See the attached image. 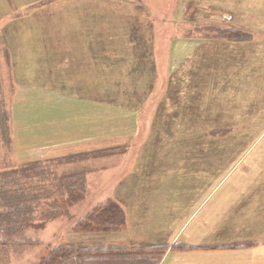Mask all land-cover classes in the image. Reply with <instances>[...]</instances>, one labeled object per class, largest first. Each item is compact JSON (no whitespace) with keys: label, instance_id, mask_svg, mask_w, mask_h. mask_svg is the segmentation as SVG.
Instances as JSON below:
<instances>
[{"label":"rangeland","instance_id":"rangeland-1","mask_svg":"<svg viewBox=\"0 0 264 264\" xmlns=\"http://www.w3.org/2000/svg\"><path fill=\"white\" fill-rule=\"evenodd\" d=\"M76 2L37 0L22 6L21 20L3 22L0 97L10 147L0 160L19 166L122 147L47 165L51 178L84 169L85 192L74 201L37 199L35 223L55 215L27 231L31 246L0 252V264H37L58 245L141 246L176 233L179 243L208 246L264 239V0H101L100 31L68 42L101 46L111 66L102 70L101 104L68 85L27 82L21 62L11 66L27 54L14 52L19 45L65 43L43 34L62 26L54 13L78 12ZM220 30L238 39L216 37ZM107 198L121 205L123 229L73 231Z\"/></svg>","mask_w":264,"mask_h":264},{"label":"trees","instance_id":"trees-1","mask_svg":"<svg viewBox=\"0 0 264 264\" xmlns=\"http://www.w3.org/2000/svg\"><path fill=\"white\" fill-rule=\"evenodd\" d=\"M234 33L232 30H220L215 36L220 39H238V34ZM8 120V113L3 109L0 97V156L7 153L10 147ZM120 147L122 145L91 154H70L59 158L29 161L19 166L0 160V252L31 246L34 240L27 237V231L42 226L44 220L55 215L54 211L48 212L41 216L38 224L35 223L38 220L37 199L45 197L48 200L53 198V202L65 199L74 201L83 196L86 189L84 169L63 171L57 178L56 176L51 178L52 171L47 165L83 159L89 155L117 153ZM39 189L44 190V193ZM125 223V213L121 205L118 201L107 198L79 218L73 226V231L79 233L119 231L124 228ZM246 245L237 243L228 247ZM167 248V244L141 246L66 244L50 249L37 264H159ZM172 248L182 250L192 247L177 244Z\"/></svg>","mask_w":264,"mask_h":264},{"label":"crops","instance_id":"crops-1","mask_svg":"<svg viewBox=\"0 0 264 264\" xmlns=\"http://www.w3.org/2000/svg\"><path fill=\"white\" fill-rule=\"evenodd\" d=\"M3 6V12L0 15L1 27H5L7 24H3L4 21H11L12 19L21 20L22 6L34 3L37 0H1ZM81 2V3H80ZM70 4L75 5V2L63 3V7ZM81 8L78 12H56L57 21L63 22L62 26H56L50 24L51 33L47 29L44 36L52 38L63 36L64 42L62 44H25L17 46L14 52L17 54H23L18 58L14 57V61L11 63L12 67L16 69L18 61L21 62V70L24 74L16 73V78L21 80L25 79L29 82L28 77L39 78L45 81L47 84L53 81V86L68 85L69 92L76 94L79 98H86L90 101L101 102L102 101V70L111 69L108 61L103 62L102 50L100 45H94L85 43V40H81L80 44L69 43L70 38L77 36L85 39L87 36H94L95 31H100L101 20V0H84L78 1ZM17 6V8H16ZM84 6H92L89 10L84 9ZM97 6V7H96ZM65 9V8H64ZM96 9L99 11L96 12ZM17 13V17L14 15ZM19 15V16H18ZM31 16V14L29 15ZM55 17V16H54ZM86 22H90L89 29H86ZM98 22V24H96ZM16 25V24H15ZM14 25V26H15ZM12 25V27H14ZM35 28L36 24H34ZM58 27H61L58 30ZM9 28V27H8ZM18 29H12L13 36H21L22 30L17 24ZM56 28V30H55ZM92 29L93 32L89 30ZM18 32H15V31ZM17 33V34H16ZM37 33H32L30 36H34ZM55 36V37H54ZM59 41V40H57ZM108 48V46H106ZM13 52V53H14ZM38 54V56H37ZM43 54V56L39 55ZM48 54V55H47ZM50 54H63L57 55L56 58L49 56ZM15 64V66H14ZM31 71H30V70ZM22 75V76H21ZM106 75V74H105ZM50 81H49V80ZM58 84H55L57 83ZM23 86V85H22ZM101 104V103H100ZM94 116V115H93ZM96 130V129H95ZM35 161V160H34ZM239 244L246 243V246H240L237 248H230L228 243H219L213 246H208L211 243H192V242H177V233L172 237L169 243H155V244H167L168 248L161 258L159 264H264V239H248L238 241ZM147 245H155L146 243ZM182 244L186 249L172 248L173 245ZM225 244V245H223Z\"/></svg>","mask_w":264,"mask_h":264}]
</instances>
